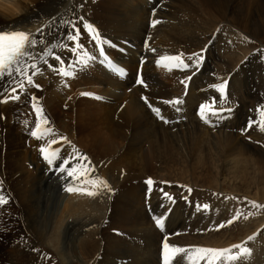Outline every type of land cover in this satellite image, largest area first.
Returning a JSON list of instances; mask_svg holds the SVG:
<instances>
[{
    "label": "bare ground",
    "instance_id": "obj_1",
    "mask_svg": "<svg viewBox=\"0 0 264 264\" xmlns=\"http://www.w3.org/2000/svg\"><path fill=\"white\" fill-rule=\"evenodd\" d=\"M80 17L110 41L105 51L111 56L107 57L120 60L131 75L120 79L109 69V62L89 40ZM154 19L161 23L152 26ZM69 21L80 29L82 41L87 42L80 43L96 59L88 64L90 75L82 76L80 68L76 70L85 82L73 84L72 90L64 93V89H55L60 77L52 85L45 83L42 97L58 120L62 105L80 100V106L75 105L77 131L86 132L83 138L88 143L70 133L72 127L65 128L60 120L55 125L68 135L69 147L88 153L95 169L91 178L107 181L111 191L103 185L81 184L78 180L74 182L76 187L98 194L74 191L66 205L61 206V193L53 184L67 176L66 172H59L56 177L43 174V163L37 158L41 152L35 149L29 158L21 126L10 120H15L13 112L17 106L0 103V194L8 200L6 205H0V210L17 202L30 233L38 235L34 245L46 243L63 260L70 258L69 264H74L69 257L71 252L82 256V264H160V247L166 238L178 246L225 248L248 241L253 235L254 250L240 264H264V208L250 203L264 204V137L258 134L257 138L263 140L260 143L247 141L251 115L234 94V90L252 85L254 93L260 90V79H255L248 66L258 51L253 52L252 38L264 35V0H0V27L31 32L44 29L49 47L64 41L66 33L72 31ZM64 43L71 47V43ZM43 48L44 45L36 48L37 55ZM201 49H205L204 59L198 68L169 71L157 65L160 56L180 53L191 64L189 56ZM55 51L65 65L77 59L65 48L57 47ZM260 60L261 57L255 63L259 70ZM49 63L53 65L51 59ZM39 66V77L48 82L53 77L52 68L43 61ZM138 72L147 87L137 83ZM188 76H192L190 82L186 81ZM224 79L228 80L229 93L224 107L231 111L224 118L210 116V121L205 122L199 115V106L211 102L213 97L219 106L220 94L210 85ZM181 81L188 83L187 96ZM0 83L6 85L7 81ZM77 86L87 87L79 91ZM76 88L77 94L72 92ZM90 90L94 91V98L99 96L98 104L90 95H81ZM144 96L161 110L167 123L149 108ZM177 97L184 98L182 105L163 103ZM65 99L71 103L63 104ZM45 116L49 118V114ZM91 146L99 148L100 154L90 151ZM23 154L25 160L35 163V169H24ZM149 178L154 181L152 185L146 183ZM205 204L209 209H203ZM245 208L252 213L247 214V219L240 216L239 222L237 219L215 230L216 225L231 219L237 211H246ZM39 210L50 214L45 216ZM161 216L165 217L163 231L154 220ZM34 245L31 250L36 248L37 253ZM23 248L13 255L21 257L22 264H29L28 259L35 256L26 258Z\"/></svg>",
    "mask_w": 264,
    "mask_h": 264
},
{
    "label": "snow or ice",
    "instance_id": "obj_2",
    "mask_svg": "<svg viewBox=\"0 0 264 264\" xmlns=\"http://www.w3.org/2000/svg\"><path fill=\"white\" fill-rule=\"evenodd\" d=\"M83 21V27L88 33L89 40L95 43L98 53L100 56L105 57V61L114 68V70L120 74H126V70L122 67L115 66L112 64L109 57L105 53V46L110 44V41L102 38L99 30L92 24L83 20V17L79 18ZM72 31L67 32L64 36V41L71 43L69 47L68 43L61 41L56 45L49 47V42L47 41L44 35V29H38L37 32H31L26 29L21 28H11V27H0V82L7 81L5 86L3 83H0V103H6L8 99L13 101H19L21 94L27 91L26 85H32L36 88L41 86L34 83L33 77L38 74L40 71V61H43L45 65L49 68H52L53 71H56L58 74H61L64 77H74L76 67L87 66L90 61L95 60L96 56L89 55L85 49V46L80 43L81 32L80 29L76 27L74 21L68 22ZM161 23L160 20H152V26ZM47 27V25L45 26ZM37 33H39V38H37ZM40 45H44V48L41 50V53L37 55L36 48ZM65 48L70 51L73 55H76L77 59L75 61H69L67 67L64 66L65 62L61 55L55 53V48ZM155 51V49H152ZM205 49H201L199 53H192L189 56L190 63H186L183 59L184 53L178 55H162L157 60L158 66H163L169 71L173 68L178 69H188L190 67L198 68L202 63L204 57L203 52ZM82 53V55H81ZM49 59L55 60L58 62L59 67L53 66L49 63ZM143 60L141 64H143ZM31 73V74H29ZM195 73H193L194 75ZM192 76L186 78L187 82H190ZM186 81H181L185 85V93L187 96L188 92V83ZM137 83L147 87L145 81L142 78V73L138 72ZM211 88L217 90L220 94L221 102L217 106V100L215 97L211 98V102L202 103L199 106V115L205 122L210 121V116H217L224 118V116L231 111V108H225L224 104L228 100V80L224 79L221 83L210 85ZM81 95H93L91 93H82ZM144 102L148 104L149 108L164 122H168L162 115L159 108L153 107V105L148 101L146 96L142 97ZM32 102V107L37 116V122L35 124V129L31 131V135L37 139H44L46 136L50 135L54 130L50 127H43L42 125H48L49 121L44 114L43 106L39 104V98L32 96L30 97ZM165 104H170L173 106L182 105L184 103L183 97H177L173 100L163 101ZM177 111H180L179 107H176ZM259 115L261 119L259 121H249L247 127L251 128L253 123H256L258 127L264 130V105L260 106ZM27 123V121L25 122ZM247 129H245L246 131ZM60 141H67L66 136L60 137ZM59 143L58 140L52 139L48 141V146H41L40 152L43 159L50 165L55 166L56 162H60V167L55 168L56 171L66 172L68 177H71L73 182L80 181L83 183H91L96 185H103L105 188H108L111 191L110 186L107 181L100 179L91 178V172H93L94 166H91L90 163L86 166L82 163H76L73 167L69 168L67 165L72 161H87L88 158L83 154H78L77 150L74 149V154L61 157L60 148H53V145ZM83 178V179H81ZM146 183L152 185L154 181L149 178ZM167 183V182H164ZM66 191L68 192H84L88 195L95 196L98 194L97 191L88 190L83 187H74L72 184L66 186ZM191 191V189H189ZM8 203V200L3 196H0V205ZM255 208H264V204H258L255 201L250 202ZM203 209H209V205L205 204L202 206ZM242 215L241 212L237 211L235 215L227 220L224 223L215 226V230L225 227V225H231L235 220L239 219ZM252 215V213H249ZM245 219L248 217L245 216ZM157 226L163 230L165 217H156L154 218ZM211 230V229H210ZM255 239V235L248 237V241ZM245 241L241 244H234L225 248L217 247H205V246H178L168 242L166 238L162 245V260L163 264H240L246 257L251 256L252 249L247 246ZM35 250V249H34Z\"/></svg>",
    "mask_w": 264,
    "mask_h": 264
},
{
    "label": "rangeland",
    "instance_id": "obj_3",
    "mask_svg": "<svg viewBox=\"0 0 264 264\" xmlns=\"http://www.w3.org/2000/svg\"><path fill=\"white\" fill-rule=\"evenodd\" d=\"M256 37V36H255ZM254 39V40H253ZM256 39V40H255ZM81 40V42L82 43H87L86 41H82V39H80ZM252 45L255 47L254 49V51L253 52H255V51H257V49H258V51H257V54H256V52L254 53V56L252 57V61H251V63H250V65L248 66V68L249 69H251L253 72H254V74H255V79L256 80H258V79H260V80H258L261 84H260V90H258V93H254L255 92V90H254V88H253V85H252V87H250L249 89H241V90H234V94H236V96H235V100L237 101V100H240L239 102H241V103H243L244 105H246L247 106V108H246V112H249L250 113V117H249V121H254V122H256V121H259L260 119H261V117H260V115H258L259 114V109H260V105H264V71H262V69H263V67H262V63L260 64V70L259 69H257V66H256V61H257V59L258 58H260L261 57V53H262V50L260 51L259 50V48H261V47H263L264 46V35H262L260 38L259 37H256V38H252ZM114 47V46H113ZM87 53H89V52H87ZM256 54V55H255ZM252 56V55H251ZM263 57V56H262ZM74 58H76V56L74 57ZM264 59V58H263ZM260 62H261V60H260ZM65 65V64H64ZM157 66V65H156ZM79 69V68H78ZM259 71L261 72V73H259ZM249 74V72H248V70H247V75ZM160 77H161V75H159ZM262 76V77H261ZM63 78L65 79V80H71V77H64L63 76ZM262 80V81H261ZM89 81V80H88ZM71 82H72V80H71ZM83 82H85L83 79H81L80 77H79V80L78 81H75L74 83H72V84H79V83H83ZM263 82V83H262ZM59 83H61V79H59V82H58V84ZM250 84V83H249ZM263 87H262V86ZM87 86H77V88L79 89V91H82V90H84L85 88H86ZM77 88H76V90H75V94H77L78 93V90H77ZM84 88V89H83ZM263 88V89H262ZM44 91H42V94H44L43 93ZM239 92V93H238ZM250 92V93H249ZM249 93V94H248ZM256 94V95H255ZM258 94L260 95V96H258ZM44 96H45V94H44ZM79 96V95H78ZM240 96H241V98H240ZM97 97H99L97 94L95 95V98H94V96H90V99H94V102L95 103H99L101 100L99 99V98H97ZM242 99V100H241ZM249 100V101H248ZM259 100V101H258ZM77 100H74V103L73 104H69V105H60L61 107L58 109V115H60V121H61V123H62V125L65 127V128H67L68 127V125H69V127H72V129H71V131H70V133H73V134H75L76 135V137H81V138H83V137H86V132H83V131H81V132H83V134H80L81 132H78L77 131V129H79L78 128V121H77V119H76V116H75V114H76V110H75V105L78 107V106H80L79 105V102H80V100L78 99V101L76 102ZM253 103H251V102ZM258 101V102H257ZM68 102H70L68 99L67 100H64L63 101V104H68ZM71 103V102H70ZM76 103H78V104H76ZM84 103V102H83ZM254 104H255V106H254ZM260 104V105H259ZM74 105V106H73ZM250 105V106H249ZM65 106V107H64ZM72 106V107H71ZM252 106V107H251ZM254 106V107H253ZM249 107V108H248ZM74 108V109H73ZM47 110L50 112V109H48L47 108ZM52 110V109H51ZM54 110V109H53ZM52 110V111H53ZM50 112L49 113V118H50V120L52 121V119H53V122H54V124L55 123H57V121H58V123H59V120L56 118V117H54V116H56L55 114H53V112ZM251 111H252V113H251ZM4 116H6L4 113L2 114V117L4 118ZM258 116V117H257ZM255 117V118H254ZM256 117H257V119H256ZM54 118H56V121H55V119ZM11 121H13V119H10ZM13 122H15V121H13ZM254 125V126H253ZM253 125H252V127L250 128V131H249V134L246 136V138H247V141L249 142V143H251V144H254V142L255 143H260V142H262V141H260V139L259 138H257V137H259V135L258 134H260L262 137H264V130L262 131V132H259L258 130H257V132H256V129L257 128H260V127H258L257 126V124H255V123H253ZM73 127H74V129H73ZM77 127V128H76ZM253 128H254V130H253ZM16 130V129H15ZM70 130V129H69ZM74 130H75V132H74ZM253 131V132H252ZM255 132V134H253ZM78 133V134H77ZM263 133V134H262ZM253 134V135H252ZM82 135V136H81ZM252 135V136H251ZM255 135H257V136H255ZM256 138H255V137ZM260 136V138H262ZM250 139V140H249ZM252 139L254 140V141H252ZM83 140H84V138H83ZM257 140V141H256ZM251 141V142H250ZM84 143H88V141L86 142V140H84ZM264 143V142H263ZM88 145H90V142H89V144ZM91 148V149H90ZM25 149L27 150V155L29 156V158H32L33 156H34V153H35V150H34V148H27L26 146H25ZM89 149H90V151L92 150V152H93V149H94V152L93 153H95V154H97V155H99L100 153V149L99 148H96V147H94L93 146V148H92V146L91 147H89ZM96 150V151H95ZM99 150V151H98ZM23 157H21V161H22V163H23V165H24V169L26 168V169H28V170H30V168L32 167V168H36L35 167V163L33 162V161H31V160H25V157H26V154H23L22 155ZM101 161H103V160H101ZM25 163V164H24ZM89 163L87 162V163H85V165L87 166ZM114 169H111V171H113ZM122 170V169H121ZM27 171V170H26ZM42 171H43V174L45 175L46 174V172L43 170V168H42ZM28 172V171H27ZM29 173V172H28ZM10 177H12V174H9V179H10ZM14 178H15V176H13ZM68 180L70 181V183L68 182ZM2 182H4V180H2ZM7 183V182H6ZM69 184H73L74 185V187H76V185L77 184H75L74 182H73V180H72V178L71 177H68V176H64L62 179H60V180H58V182L57 183H54L53 185L55 186V187H58V193L62 196L61 198H59L60 200L59 201H61L60 202V205L61 206H64V205H66V203L68 202V200L70 199V197L73 195V194H67V193H69L68 191H67V193L65 192V190L64 189H66V186H68ZM5 188H6V190H8L9 188L7 187V185L5 184ZM10 193V192H9ZM13 202V201H12ZM15 204H16V206H15ZM56 204V201L53 203V205H55ZM18 206V207H17ZM19 208V209H18ZM108 209H112V207H110V208H108ZM3 211H1L0 210V244H2L1 245V247H0V264H15V262H16V264H22L24 261L22 260V261H20V259H22L21 257L19 258V256L18 257H16L15 255H13V252L15 253V251L18 249V248H23V249H25V252H26V258H31L32 256H35V258H33V259H28V263L29 264H69V260H70V258L69 259H66V260H63V258H61V257H59V254L58 253H56L54 250H52V248H50L49 247V245H45L46 243H43L42 241H40L39 242V244H41V245H39V246H35L34 244L36 243V239H38L37 238V236L38 235H36V234H32V233H30V231H29V228H27V226H26V224H25V221H23L22 220V218H21V214H20V207H19V205H17V202H13V203H11V205L10 206H5V208H3L2 209ZM245 210L246 211H243L242 212V215H241V217H245V216H247V214L249 215V213H247V211H249L248 210V208H245ZM39 212H41L40 210H39ZM43 213V215H45L46 216V214H50V211H48V210H45V211H43V212H41V214ZM1 215H3V216H1ZM101 215H102V213H101ZM5 216V218L3 219V222H2V220H1V218L2 217H4ZM51 218H50V224H51V222H52V214H51V216H50ZM247 217H249V216H247ZM240 221V219L238 220V222ZM21 223V224H20ZM147 223H150V222H147ZM3 224V225H2ZM146 226V225H145ZM18 227V228H17ZM142 227V226H141ZM146 227H148V226H146ZM237 229H242V227L241 226H238L237 225ZM102 229L100 228V230H99V232L101 231ZM154 230H156V229H154ZM243 230V229H242ZM17 231V232H16ZM119 231V230H118ZM98 232V233H99ZM243 232H244V230H243ZM32 234V235H31ZM7 235H9V236H7ZM14 236V237H13ZM21 237V238H20ZM22 237H24L23 239H22ZM20 238V239H19ZM31 238V239H30ZM10 239V240H9ZM17 240L19 241V242H17ZM39 240V239H38ZM236 240H239V238H236ZM21 241V242H20ZM16 242H17V245H16ZM25 242H26V244H25ZM15 243V244H14ZM20 243V244H19ZM240 243V242H239ZM13 244V245H12ZM15 245V246H14ZM33 245L35 246V247H38L37 248V253H35V251L36 250H34V248L31 250V248L33 247ZM18 246H20V247H17ZM7 247V248H6ZM11 247V248H10ZM13 247V248H12ZM27 248H29V249H27ZM36 249V248H35ZM28 250V251H27ZM55 252V253H54ZM78 252H76V253H74V252H71L70 253V255H69V257H72V261H73V263L74 264H82V256H80L79 254H77ZM10 254V255H9ZM13 257V258H12ZM2 258V259H1ZM14 262H12L10 259ZM16 258V259H15ZM17 259H19V260H17ZM7 260V261H6ZM76 261H78V262H76ZM83 264H85V263H83Z\"/></svg>",
    "mask_w": 264,
    "mask_h": 264
}]
</instances>
